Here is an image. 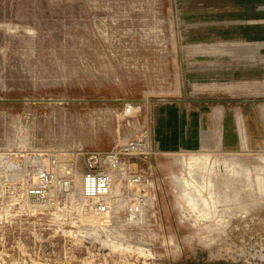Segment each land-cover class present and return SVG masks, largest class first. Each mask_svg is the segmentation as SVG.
<instances>
[{"label": "rangeland", "instance_id": "rangeland-1", "mask_svg": "<svg viewBox=\"0 0 264 264\" xmlns=\"http://www.w3.org/2000/svg\"><path fill=\"white\" fill-rule=\"evenodd\" d=\"M130 140L153 187L98 221L71 173ZM38 166L75 197H27ZM221 260L264 264V0H0V264Z\"/></svg>", "mask_w": 264, "mask_h": 264}, {"label": "built area", "instance_id": "built-area-1", "mask_svg": "<svg viewBox=\"0 0 264 264\" xmlns=\"http://www.w3.org/2000/svg\"><path fill=\"white\" fill-rule=\"evenodd\" d=\"M154 152L150 144L145 145L135 140L117 144L107 151H90L85 153L84 170L79 178V195L84 213L99 216H109L116 207L110 192L116 175H121V180L138 189L153 187V181L145 171L138 169L135 159H148ZM52 166L57 168V157H52ZM60 166V165H59ZM32 171L33 184L26 187L24 193L27 197L39 202L54 200L49 196L56 188L62 189L69 199L75 197L76 183L69 173H62L58 169L57 175L52 169L41 166ZM73 172V171H72ZM72 175V173H71ZM132 193L136 201L145 200L144 191Z\"/></svg>", "mask_w": 264, "mask_h": 264}, {"label": "bare ground", "instance_id": "bare-ground-1", "mask_svg": "<svg viewBox=\"0 0 264 264\" xmlns=\"http://www.w3.org/2000/svg\"><path fill=\"white\" fill-rule=\"evenodd\" d=\"M137 109V108H136ZM128 112H130V109L128 108L127 109ZM185 156H187V159L184 158ZM209 158V154H204V153H190V154H183L179 157L180 159V162L184 165V167L186 168L187 170V173H188V176L191 177V178H194V173L197 172L198 174H200V177L202 178V175L205 173L206 171V163H207V160ZM62 164V163H61ZM72 176H74L73 178L75 179L77 176L80 178V174H77L76 172H72ZM184 185L186 186L185 188H187L189 185H191L192 183L188 182V181H183ZM262 181H260L259 183L261 184ZM118 183L122 184L121 183V175L118 174V176L116 175L115 177V180L113 182V185H112V188H111V192H110V195H111V198L112 196L118 192ZM132 189L134 190V192H137L138 190V187L136 186H132ZM184 197L186 199V202L189 203L192 207L195 206V201H196V198L194 197H191L189 195V193L187 192V190H184ZM112 201L114 203V200L112 198ZM115 204V203H114ZM116 205V204H115ZM92 218H96V219H99L98 221H100V219L103 220V222H107V216H104V217H100L99 215H95L94 213L93 214H90L88 215ZM96 219H92L90 220L91 224L92 225H96V223H98V221Z\"/></svg>", "mask_w": 264, "mask_h": 264}, {"label": "water", "instance_id": "water-1", "mask_svg": "<svg viewBox=\"0 0 264 264\" xmlns=\"http://www.w3.org/2000/svg\"><path fill=\"white\" fill-rule=\"evenodd\" d=\"M188 264H202V263H198V262H190ZM215 264H236V263H229L227 261L221 260V261H217Z\"/></svg>", "mask_w": 264, "mask_h": 264}, {"label": "crops", "instance_id": "crops-1", "mask_svg": "<svg viewBox=\"0 0 264 264\" xmlns=\"http://www.w3.org/2000/svg\"><path fill=\"white\" fill-rule=\"evenodd\" d=\"M169 112H171V111L166 112V114H167V115L170 114ZM159 137H160V136H159Z\"/></svg>", "mask_w": 264, "mask_h": 264}]
</instances>
